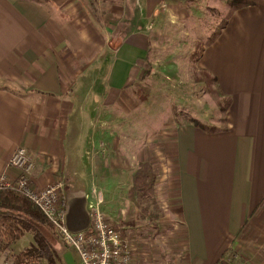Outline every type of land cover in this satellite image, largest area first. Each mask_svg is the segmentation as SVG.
I'll use <instances>...</instances> for the list:
<instances>
[{
  "label": "crops",
  "instance_id": "crops-1",
  "mask_svg": "<svg viewBox=\"0 0 264 264\" xmlns=\"http://www.w3.org/2000/svg\"><path fill=\"white\" fill-rule=\"evenodd\" d=\"M185 3L0 0V180L17 177L9 160L24 147L34 188L63 181L73 228L89 224L88 204L100 191L101 211L128 231L127 207L115 214L103 209L110 201L107 170H128L135 158L123 157L111 129L122 127V111L138 105L131 87L143 80L144 68L158 72L152 56L160 30L183 21ZM166 63L160 67L165 73ZM194 65L214 78L224 102H213L202 121L190 117L209 128L181 117L162 132L170 138L164 217L180 249L176 263L217 264L233 249L237 258L229 264H264V0L235 10ZM114 107L122 114L114 116ZM67 251H56L59 260ZM140 254L134 250L132 264Z\"/></svg>",
  "mask_w": 264,
  "mask_h": 264
},
{
  "label": "rangeland",
  "instance_id": "rangeland-1",
  "mask_svg": "<svg viewBox=\"0 0 264 264\" xmlns=\"http://www.w3.org/2000/svg\"><path fill=\"white\" fill-rule=\"evenodd\" d=\"M227 2L228 0H186L185 10L188 13L183 21L173 25L167 24L165 30H160L163 31V35L155 44L158 55L152 56V60L157 58L154 63H159V73L153 69L154 73L151 72L150 67L144 68L141 76L143 80L137 81L131 87V94L138 105L134 109L128 108L127 113L122 111V127L111 129L113 134L121 139L118 149L123 157L129 156L132 160L130 156L134 154L135 158L128 170L119 171L117 168L107 170L109 183L106 184V191L110 201L106 200L107 203L103 205V209L115 214L118 207L120 211L128 208L126 210L131 213L130 226L124 234L132 238L130 240L137 248L135 252H141L139 259L144 258H141L140 262L136 258L137 264L179 263H176L178 261L176 259L180 249L175 251L174 241H172L173 225L164 217L169 206L166 193L169 189L170 181L168 180L172 178V158L165 146L170 140L169 133L162 132L168 129L165 127L167 121L170 124L174 118L180 119L184 116L187 120L192 117L202 121L205 118L201 113L206 109L215 108L213 102H217L219 107L223 105L224 99L218 97L213 81L195 67L193 61L195 55L191 56V54L196 50V41L205 40L222 25L228 11ZM165 63L170 70L167 73L160 70ZM148 64L152 66L151 63ZM167 74L169 76L164 77ZM143 99L145 101L140 103L139 101ZM117 107L121 112V106L117 105ZM119 111L114 107V116L122 114ZM213 115L208 114L210 118L216 119ZM125 116H127L126 119ZM146 138H148L147 142ZM144 141L146 144L142 150L138 151ZM145 165L150 166L155 180L149 189H145L148 201L144 200L140 205L145 204L148 207L147 211H142L141 208L140 210L135 208L126 193L131 183L132 172L139 167L144 169ZM78 186L85 187L84 182L79 181ZM61 189L63 191L64 187ZM99 193L101 194L100 191ZM126 199L127 206H125ZM150 211L153 212L150 214L157 213L158 216L149 220L147 215ZM141 214L146 215H144L145 219L141 218ZM117 218H121L119 212L115 220H118ZM114 224L121 228L124 223L119 220L114 221ZM29 236V233L24 234L12 243L9 249L0 251V264H11V255L30 243ZM50 239L56 251L64 250L65 244L57 235H50ZM71 251L73 264H81L74 251ZM237 253L236 250L230 249L219 262L225 260L227 255L230 257L228 263L233 262L237 258ZM44 264H47L45 260ZM57 264L68 263L61 259Z\"/></svg>",
  "mask_w": 264,
  "mask_h": 264
},
{
  "label": "built area",
  "instance_id": "built-area-1",
  "mask_svg": "<svg viewBox=\"0 0 264 264\" xmlns=\"http://www.w3.org/2000/svg\"><path fill=\"white\" fill-rule=\"evenodd\" d=\"M9 165L19 170L14 180L2 176L0 186H15L26 195L48 219L54 233L67 248L73 250L81 264H132L135 247L121 228L112 224L100 209L101 194L93 191V201L88 204L89 224L81 231H71L65 223L63 182L56 180L40 189L32 187L29 173L32 160L24 147L12 154ZM217 264H229L228 258Z\"/></svg>",
  "mask_w": 264,
  "mask_h": 264
},
{
  "label": "trees",
  "instance_id": "trees-1",
  "mask_svg": "<svg viewBox=\"0 0 264 264\" xmlns=\"http://www.w3.org/2000/svg\"><path fill=\"white\" fill-rule=\"evenodd\" d=\"M255 1L228 0V11L224 22L216 32L207 36L205 40L196 41V50L192 52L191 56L195 55L194 59L199 56L203 47L215 39L235 10L252 5ZM206 76L209 75L206 74ZM210 79L214 82V78L210 77ZM187 121L193 122L202 128H209L208 124L200 123L192 118H189ZM154 180L155 176L152 175L149 165H145L144 169L143 167H139L132 172L130 178L131 183L127 189L126 196L131 199L135 208H141L142 211H147L148 206H145V204L142 206L140 203H143L144 200L148 201V195L145 194V189H149ZM150 213L153 212L150 211L148 213L147 218L149 220H152V218L155 219L158 216L157 213ZM144 215L141 214L142 219H145L146 215ZM26 233L31 235L30 243L17 253L11 255V264H36L41 260H45L47 264H57L59 256L50 239V235L55 233L48 219L17 187L13 185L9 187L0 186V251L9 249L12 243Z\"/></svg>",
  "mask_w": 264,
  "mask_h": 264
},
{
  "label": "water",
  "instance_id": "water-1",
  "mask_svg": "<svg viewBox=\"0 0 264 264\" xmlns=\"http://www.w3.org/2000/svg\"><path fill=\"white\" fill-rule=\"evenodd\" d=\"M70 213V210H68V208L66 209V214H65V223H66V226L68 227L69 230L71 231H81L83 229H85L87 227L88 224H84V226H81L80 228H73L71 226V223L74 219V216H73V212H72V217L69 215ZM64 257V260L69 264V261L73 262V259H72V255L69 251L65 252V254L63 255Z\"/></svg>",
  "mask_w": 264,
  "mask_h": 264
}]
</instances>
